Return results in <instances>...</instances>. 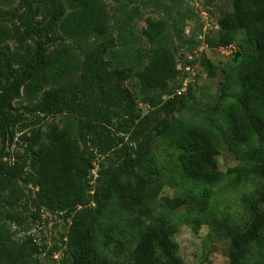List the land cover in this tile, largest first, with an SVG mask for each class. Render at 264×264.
<instances>
[{
	"label": "trees",
	"instance_id": "16d2710c",
	"mask_svg": "<svg viewBox=\"0 0 264 264\" xmlns=\"http://www.w3.org/2000/svg\"><path fill=\"white\" fill-rule=\"evenodd\" d=\"M37 1L34 5L24 0L23 10L12 13L17 25L13 32L8 26L0 27V264L39 263L35 255L43 246L32 234L18 244L3 229L9 222L23 225L27 218L36 220L43 209L64 219L71 217L66 237L72 264H110L106 259H97L95 226L114 191H119L129 205L141 204L140 188L150 183L151 177L138 170L139 157L134 144L151 136L164 120L154 111L137 112L125 96L116 95L115 81L120 73L107 71L104 60L112 39L103 0ZM38 14L42 15V21L38 20ZM219 24L223 44H231L238 31L244 29L251 46L239 63L240 87L236 101L224 111L227 126L223 130L228 148L246 165L233 167L226 174L239 180L256 177L264 183V0H234V9L222 16ZM164 30L163 20L150 19L143 33L154 41ZM93 37L100 43L92 46V53L83 61L71 42ZM29 38L34 44L27 42ZM9 39H16L22 50L11 51ZM77 73L82 83L74 82ZM179 74L173 51L161 45L154 48L142 77L148 88L165 91L169 80ZM21 91L33 99L39 98V114L32 119L13 104ZM181 94L178 91L160 100L162 111L171 114L181 106ZM71 105L88 108L100 123V130L96 129L98 123L92 124L95 127L92 141L104 155L102 163L110 161L111 174L113 166L119 163L118 172L93 194V206L83 205L89 201L87 176L95 152L86 154L72 131L56 122L50 125L46 138L34 128L43 119L40 113L56 115ZM19 125L22 127L19 131L33 128L30 135L22 132L19 136L24 149L14 155L6 144L14 142ZM216 148L210 130L188 132L184 167L194 182L207 184L222 177L223 172L211 169ZM125 176L139 186L136 193L121 191L120 181ZM11 186L20 189L12 202L4 195ZM17 205L30 213L22 216L21 210L15 209ZM31 207L34 210H29ZM246 207L250 219L244 224L222 220V227L231 239L229 264H245L253 246L264 250V184L256 196L246 200ZM177 231V224L159 217L155 226L144 230L130 252L132 264H184L173 239Z\"/></svg>",
	"mask_w": 264,
	"mask_h": 264
},
{
	"label": "rangeland",
	"instance_id": "374dc122",
	"mask_svg": "<svg viewBox=\"0 0 264 264\" xmlns=\"http://www.w3.org/2000/svg\"><path fill=\"white\" fill-rule=\"evenodd\" d=\"M26 1L34 5L38 3L37 0ZM103 1L112 39L111 46L104 53V60L107 71L120 73V78L115 81L116 95L125 96L137 112H156L164 122L151 136L134 144L139 157L138 170L151 177V182L140 188L141 204L132 206L125 203L119 191H114L106 200L94 229L97 259H106L110 264H132L130 252L138 244L142 233L164 216L178 226L173 239L178 244L177 253L184 264H229L231 239L222 227V220L227 218L233 224L247 222L250 213L246 200L256 196L264 184L256 177L239 180L226 174L233 167L246 165L228 148L223 135L227 126L224 111L236 101L240 87L239 63L242 56L251 50L244 29L238 31L231 44L221 42L219 20L234 9V0ZM23 6L24 0H0V27L8 26L13 32L17 25L11 18L12 13L23 10ZM37 18L42 21L41 14ZM150 19L165 22L164 32L154 41L143 33ZM56 30L60 33L59 26ZM27 42L34 44L31 38ZM7 43L11 51L22 50L16 39H9ZM71 43L84 61L92 53V46L99 44L100 40L93 37ZM161 45L173 51L180 70L176 78L169 80L165 91L148 88L142 77L154 48ZM79 75L74 76L77 84L83 80ZM178 91H182L181 106L166 114L162 111L160 100L164 101ZM38 100L21 91L13 104L32 119L39 114ZM40 116L43 119L34 128L42 137L46 138L50 125L56 122L72 131L86 154L95 152L87 176L89 189L86 199L89 201L83 205L93 206L91 198L95 191L103 187L105 180L119 168V163L114 165L111 174L110 161L102 163L104 155L97 151L92 141L95 133L92 124L98 121L91 110L75 105L56 115L40 113ZM21 128L17 126L14 142L6 144L14 155L24 149L19 136L22 132L30 135L33 126L19 131ZM96 129H101L100 123ZM193 129L213 132L217 153L211 169L223 172L219 180L199 184L187 176L184 167L186 138ZM245 149L243 147L242 151ZM120 189L132 195L139 190V186L125 176L120 181ZM19 192L18 187L11 186L4 195L12 202ZM15 209L21 210L24 217L30 213L23 211L19 205ZM29 210H34V207ZM70 224L71 217L64 219L58 213L43 209L40 218H27L23 225L9 222L3 231L11 234L18 244L32 234L36 242L43 246L42 251L35 255L38 264H72L66 237ZM245 264H264V250L253 246Z\"/></svg>",
	"mask_w": 264,
	"mask_h": 264
},
{
	"label": "built area",
	"instance_id": "2783aa9c",
	"mask_svg": "<svg viewBox=\"0 0 264 264\" xmlns=\"http://www.w3.org/2000/svg\"><path fill=\"white\" fill-rule=\"evenodd\" d=\"M180 92V91H179Z\"/></svg>",
	"mask_w": 264,
	"mask_h": 264
}]
</instances>
